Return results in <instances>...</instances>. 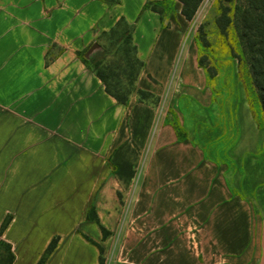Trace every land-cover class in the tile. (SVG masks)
<instances>
[{"label": "crops", "instance_id": "1", "mask_svg": "<svg viewBox=\"0 0 264 264\" xmlns=\"http://www.w3.org/2000/svg\"><path fill=\"white\" fill-rule=\"evenodd\" d=\"M157 1L0 0V229L8 219L13 264H37L54 238L46 264H264V128L244 94L206 90L179 25L146 7ZM121 20L145 64L137 88L157 104L119 102L80 56Z\"/></svg>", "mask_w": 264, "mask_h": 264}, {"label": "rangeland", "instance_id": "2", "mask_svg": "<svg viewBox=\"0 0 264 264\" xmlns=\"http://www.w3.org/2000/svg\"><path fill=\"white\" fill-rule=\"evenodd\" d=\"M247 1L232 0L229 5H237V8L243 9L247 6ZM156 3L153 2L152 4L155 5ZM182 6L183 4L180 0H167L166 4H158L157 8L161 11L165 22L179 25L181 31L184 33L185 42L194 48L198 64L206 74V90L208 89L212 92L215 97L217 96L216 98H219L222 94H226L228 96L227 103L230 102V95L237 96L244 94L247 98L248 93L253 96V100H256L258 92L252 83L249 65L246 62L240 64L238 58L234 57L226 41L220 36L216 24V19L219 16L218 0H203L191 20L186 19L181 13ZM201 28H203L206 34L208 47H203L198 39ZM129 32V26L121 23L119 26L101 35L99 42L93 44V48L91 47L82 55L88 65L99 74L106 76L110 85L120 95L124 96L127 101L130 100L133 94L137 93L140 99L157 104L160 100L153 93L137 88V76L141 67L133 44L129 39ZM232 34V46H234L237 55L241 54L242 48L239 39L236 33ZM201 58L202 65L199 63ZM207 68H210L211 72H217V75L210 77V72ZM139 90L149 93V96L144 98L145 96L141 95ZM181 91L183 90L178 88L173 104L178 103L176 96ZM171 105L168 110L167 120L172 123L181 141H184L187 139V129L182 124L177 109ZM261 127L264 128V122ZM85 230L88 231L87 228ZM103 230L107 233L105 228ZM90 232L93 238L99 236V232L96 230H91ZM79 247L84 250L83 247ZM84 253H88V251L84 250ZM100 253V261L103 262L101 249Z\"/></svg>", "mask_w": 264, "mask_h": 264}, {"label": "trees", "instance_id": "3", "mask_svg": "<svg viewBox=\"0 0 264 264\" xmlns=\"http://www.w3.org/2000/svg\"><path fill=\"white\" fill-rule=\"evenodd\" d=\"M166 1L167 0L157 1L155 5L150 2L147 4L146 7H150L153 10H156L161 13V11L157 8V5H164V3L166 4ZM180 1L183 4L181 13L185 16L186 19L191 20L203 0ZM230 2H232V0H218L219 16L216 19L217 28L219 29L220 36H222L223 39L226 41L234 57L238 58L240 64L246 62L249 65L252 83L255 89H257L258 94L256 100H253V96L248 93L247 99L250 104L253 116L257 121V124L259 126H262L264 122V0H248L247 6H245L243 9L237 8V5H229ZM121 23H124L129 26V39L133 44L131 37V31L133 29L132 25L128 24L124 20H121L119 21L117 26H119V24ZM232 33H236L239 39L242 48L241 54L237 55L234 46H232ZM198 39L203 47H208V40L206 38V34L203 28L200 29ZM133 47L136 53L137 60L140 62L141 72L145 64L137 56V50L134 44ZM82 54L83 53H81L80 56L85 61L87 66L91 70H93L97 74V76L102 80L107 92L114 96L119 102L125 104L128 103L127 99L124 96L120 95L118 91L110 85L106 76L99 74L88 65L86 59L83 57ZM199 63L202 65V58L199 60ZM207 69L210 72V77H215L217 75V72H211L210 68ZM139 93L145 96L144 98H147L149 96V93H146L144 91L139 90ZM89 218L98 220L97 215L93 209H91L89 212ZM8 224L9 220L7 219L5 220L0 229V264H13L15 260V254L12 250L11 244L2 238L3 231ZM88 239L92 241V239ZM58 241V238H54L51 241L44 255L38 261L37 264H46L47 260L52 255L53 251L56 249ZM100 249L102 252V247H100Z\"/></svg>", "mask_w": 264, "mask_h": 264}, {"label": "water", "instance_id": "4", "mask_svg": "<svg viewBox=\"0 0 264 264\" xmlns=\"http://www.w3.org/2000/svg\"><path fill=\"white\" fill-rule=\"evenodd\" d=\"M93 48V47H92Z\"/></svg>", "mask_w": 264, "mask_h": 264}]
</instances>
